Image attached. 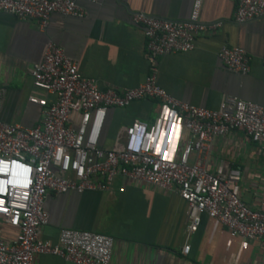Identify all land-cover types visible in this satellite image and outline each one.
I'll use <instances>...</instances> for the list:
<instances>
[{
	"label": "built area",
	"instance_id": "2783aa9c",
	"mask_svg": "<svg viewBox=\"0 0 264 264\" xmlns=\"http://www.w3.org/2000/svg\"><path fill=\"white\" fill-rule=\"evenodd\" d=\"M79 1L0 0V13L35 20L45 30L53 15L84 18ZM204 1L194 0L185 21L133 14V22L144 29L150 60L191 52L198 37L214 35L223 27L221 21L201 20ZM233 1L236 24L264 20V0ZM218 56L228 71L250 73V56L244 49L225 46ZM31 76L34 91L28 101L43 110L41 123L25 128L0 120V172L15 171L17 179L25 182L33 171L29 189L7 187L8 177L0 176V224L13 233L9 238L0 236V264H35L39 255L46 254L73 264H111L114 240L109 236L64 229L52 244L41 238V232L49 223L45 209L49 193L111 192L118 179L160 191L176 188L188 206L189 235L206 215L231 236L264 245V187L259 207L253 209L237 191L238 171L214 173L207 164L213 142L237 131L257 144L264 156L263 106L232 97H224L217 110L184 103L160 87L155 66L136 88L104 90L96 80L83 77L78 64L52 41L33 65ZM5 95L1 89L0 108ZM145 99L158 101L162 112L169 114L168 148L158 150L165 117L152 126L134 120L121 127L113 145L106 147L110 111ZM189 251L190 245H184L182 253Z\"/></svg>",
	"mask_w": 264,
	"mask_h": 264
},
{
	"label": "crops",
	"instance_id": "0c3cea01",
	"mask_svg": "<svg viewBox=\"0 0 264 264\" xmlns=\"http://www.w3.org/2000/svg\"><path fill=\"white\" fill-rule=\"evenodd\" d=\"M193 2L80 0L86 12L84 18L53 15L45 30L35 20L21 21L0 13V90L6 91L0 120L25 128L41 123L43 110L30 104L28 98L34 91L31 69L41 61L49 41L78 64L83 77L96 80L104 90L136 88L155 66L160 87L184 103L217 110L224 97H232L264 107V20L236 24L233 0L204 1L201 20L221 21L223 27L214 35L198 37L193 51L150 60L144 29L133 22V14L185 21ZM225 46L248 53V75L224 67L218 54ZM161 117L166 121L161 124L158 148L164 150L168 148L170 117L162 112L158 101L149 99L110 111L103 143L108 148L113 145L122 122L127 126L139 120L152 126ZM207 160L211 172L238 171L240 198L253 209L259 207L264 156L257 144L237 131L216 139ZM122 187L124 191L120 192ZM45 209L49 223L42 229V239L55 244L64 229L109 236L114 240L111 264H264L261 242L233 237L225 226L206 215L197 231L189 235L188 206L176 188L160 191L118 179L111 192L49 193ZM12 235L8 226L0 224L1 237ZM186 244L190 251L184 255ZM35 264L73 263L46 254L39 255Z\"/></svg>",
	"mask_w": 264,
	"mask_h": 264
},
{
	"label": "clouds",
	"instance_id": "9594fccd",
	"mask_svg": "<svg viewBox=\"0 0 264 264\" xmlns=\"http://www.w3.org/2000/svg\"><path fill=\"white\" fill-rule=\"evenodd\" d=\"M0 176L3 177H8V183L7 187H11L12 189L16 190H21V189H29L32 185V176H33V171L30 170L27 175V180L25 182L19 181L17 177L13 176V172H0ZM9 181H15V183H10Z\"/></svg>",
	"mask_w": 264,
	"mask_h": 264
},
{
	"label": "snow or ice",
	"instance_id": "6c2138e0",
	"mask_svg": "<svg viewBox=\"0 0 264 264\" xmlns=\"http://www.w3.org/2000/svg\"><path fill=\"white\" fill-rule=\"evenodd\" d=\"M159 150V149H158ZM16 167H18V166H16ZM15 171H13V175L15 176ZM10 183H15V181H9Z\"/></svg>",
	"mask_w": 264,
	"mask_h": 264
},
{
	"label": "rangeland",
	"instance_id": "374dc122",
	"mask_svg": "<svg viewBox=\"0 0 264 264\" xmlns=\"http://www.w3.org/2000/svg\"><path fill=\"white\" fill-rule=\"evenodd\" d=\"M125 124H126V122H122V123H121V127H123Z\"/></svg>",
	"mask_w": 264,
	"mask_h": 264
}]
</instances>
